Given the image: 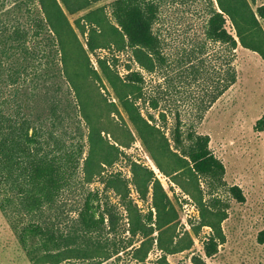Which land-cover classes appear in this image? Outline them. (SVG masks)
Listing matches in <instances>:
<instances>
[{"label": "trees", "instance_id": "obj_1", "mask_svg": "<svg viewBox=\"0 0 264 264\" xmlns=\"http://www.w3.org/2000/svg\"><path fill=\"white\" fill-rule=\"evenodd\" d=\"M101 1L37 0L35 34L48 33L41 37L42 48L22 44L18 30L6 39L8 50L20 49L29 64L22 68L26 84L17 82L20 72L8 75L11 99L2 97L0 84V210L18 217V240L31 264H116L122 255L145 264L153 249L160 252L156 264H171L167 255L190 250L193 236L208 228L202 254L189 258L191 264H207L225 242L222 222L228 203L217 194L225 168L209 147V136L184 130L177 110L167 127L159 96L164 89L145 88L143 72L153 74L165 65L153 31L160 2ZM207 1L203 35L225 44L229 55L225 78L212 82L208 104L199 107L202 112L236 81L232 62L238 45L264 62V2ZM50 46L53 52L47 50ZM102 50L106 54L97 53ZM126 52L139 68L127 63L121 73L117 59ZM36 59L39 64L32 68L30 60ZM254 128L264 129V115ZM135 137L159 173L193 201L198 216L189 223L190 231L153 168L125 154L123 148ZM121 157L128 162L130 180L107 170ZM95 179L100 189L83 188ZM78 185L80 203L71 209L76 216L66 230L57 217L41 219L42 212L60 208L63 194ZM227 193L238 203L245 200L238 185L228 186ZM122 217L126 236L119 235ZM256 239L264 243V228Z\"/></svg>", "mask_w": 264, "mask_h": 264}, {"label": "rangeland", "instance_id": "obj_2", "mask_svg": "<svg viewBox=\"0 0 264 264\" xmlns=\"http://www.w3.org/2000/svg\"><path fill=\"white\" fill-rule=\"evenodd\" d=\"M110 0H102L108 4ZM256 3L264 0H255ZM158 16L153 31L160 41L161 52L165 57V65L153 74L143 72L147 92H156L157 87L163 88L159 96L168 114L167 127L171 126L173 113H180L183 128L195 129L209 136V147L222 161L224 185L217 194L228 203L227 217L222 222L225 242L219 245L218 252L207 258V264H264V243L257 242V233L264 228V129L257 131L254 125L264 115V62L255 52L237 46L232 62L236 70V81L229 86L210 107L202 112L199 107L207 105L209 94L213 90L212 82L217 78H225L228 51L225 44L214 43L203 35L204 22L207 17V0H159ZM109 11V7H106ZM68 16L70 20L78 16ZM39 17L37 0H0V84L2 97L10 98L8 75L18 71L17 82H28L22 68L28 65L20 54V49L8 50L6 39L14 30H18L20 42L28 47L42 48V35L35 34L34 21ZM225 27L229 32L233 28L229 21ZM264 28V24H263ZM84 41V37H80ZM201 44L204 48L201 49ZM50 49L53 52V47ZM98 54H106L104 50ZM92 61L94 57L91 56ZM117 69L125 72L124 64L133 69L139 68L129 59V54L122 53L117 59ZM31 67L38 66L39 60H30ZM30 67V68H31ZM160 85V86H158ZM108 89V88H107ZM110 92V89H108ZM110 97V95H109ZM11 99V98H10ZM127 122L125 116L122 114ZM167 131V129H166ZM168 135V131L166 132ZM132 160L144 163L155 171L164 188L175 203L180 222L184 229H190V222L197 220L198 213L193 201L184 194L169 178L159 173L153 165L145 148L137 137L129 148H123ZM108 172H121L130 180L128 162L121 157ZM238 185L245 197L244 202H236L228 193V186ZM95 179L83 188H101ZM132 196L135 192L131 184ZM81 185L63 194L60 208L41 213V219L53 221L57 217L61 227L66 230L72 218L76 216L71 209L78 206L81 199ZM202 188L206 191L205 184ZM111 199L116 200L111 194ZM138 203L144 207L139 201ZM119 210L124 215L121 208ZM122 215V216H123ZM16 216V215H15ZM125 219L120 220V236H126ZM21 224L18 217L0 210V264H31L18 240ZM203 228L198 236H193L194 243L190 250L167 255L171 264H191V254H202L201 240L208 233ZM160 252L153 249L148 254L145 264H156ZM116 264H134L128 256H121ZM84 262L89 264L91 262ZM105 264H108L105 263Z\"/></svg>", "mask_w": 264, "mask_h": 264}]
</instances>
